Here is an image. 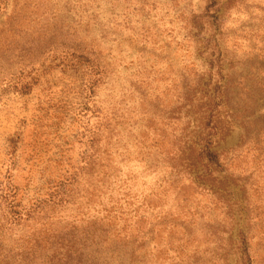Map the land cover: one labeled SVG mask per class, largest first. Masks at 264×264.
Masks as SVG:
<instances>
[{
	"label": "rangeland",
	"instance_id": "obj_1",
	"mask_svg": "<svg viewBox=\"0 0 264 264\" xmlns=\"http://www.w3.org/2000/svg\"><path fill=\"white\" fill-rule=\"evenodd\" d=\"M208 5L0 0L4 244L117 225L102 205L129 199L139 250L112 242L105 264H264V0ZM64 48L96 58L94 88L83 65L57 59ZM184 87L220 93L214 135Z\"/></svg>",
	"mask_w": 264,
	"mask_h": 264
},
{
	"label": "trees",
	"instance_id": "obj_2",
	"mask_svg": "<svg viewBox=\"0 0 264 264\" xmlns=\"http://www.w3.org/2000/svg\"><path fill=\"white\" fill-rule=\"evenodd\" d=\"M214 4L215 0H209L208 7L214 6ZM38 46L39 44H35L29 47L28 58L36 59V56L39 55ZM76 49L64 48V50L59 52L57 59L72 68H75L76 64H81L85 67V70L88 69L90 75L87 80V86L92 89L101 80V74L105 72L99 67L96 58H93L94 56L91 55L90 51ZM40 53L42 55L41 50ZM210 81L212 82V78H210ZM20 86L22 89L20 93L22 94H26L32 87L30 81L24 84L20 83ZM181 98L193 110L199 108L197 112H200L202 109L201 117L204 115L207 122L203 124L199 122L196 126L202 129L201 125H203L204 131H212L214 135L216 133V125L213 122L215 119L213 108L219 105L216 100H220V93L218 94V92L213 90L201 93L198 88L184 87ZM207 135L209 136V133ZM210 145L211 142L207 140L202 149L203 157L207 164L219 166V155L210 150ZM122 203H125V208L121 205ZM122 203L119 206L111 205L110 208L102 205V210L105 211L104 215L111 217L119 225V228H116L117 225L113 226L112 224L114 223H112L106 224V228L103 225H93L92 230L86 229L84 232H80L77 230L78 228L70 227L69 230L60 233V235L53 236H39L34 232L32 237H28L20 246L9 243L4 244L3 238L0 237V264H105V261H108V257L106 256V251L103 252L100 249L112 244V242H118L117 244H120L124 249L127 248L131 253H135L139 250L140 244L139 210L137 209L138 207L132 208L134 205L132 200L124 199ZM15 206H10L11 211L9 214L11 216L8 223H17L21 219L19 211L15 210ZM114 234L116 236L121 234L120 239H115ZM115 249L117 255L120 256V247Z\"/></svg>",
	"mask_w": 264,
	"mask_h": 264
}]
</instances>
